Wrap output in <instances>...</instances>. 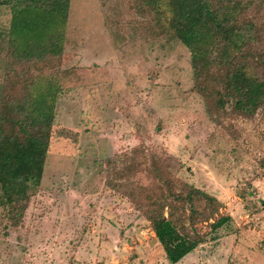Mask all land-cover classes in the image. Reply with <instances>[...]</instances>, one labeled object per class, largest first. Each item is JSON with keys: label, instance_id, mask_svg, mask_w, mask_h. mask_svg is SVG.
Here are the masks:
<instances>
[{"label": "rangeland", "instance_id": "obj_1", "mask_svg": "<svg viewBox=\"0 0 264 264\" xmlns=\"http://www.w3.org/2000/svg\"><path fill=\"white\" fill-rule=\"evenodd\" d=\"M142 1L68 0L50 26L23 10L16 32H59L55 55L31 60L10 54L11 11L0 6V100L45 86L55 95L39 184L20 215L0 207V264H168L137 208L165 192L156 174L174 192L187 184L220 203L175 214L178 230L203 239L190 264H264V106L214 110L191 90L186 48ZM135 148L159 166L139 172L133 157V176L124 156ZM218 215L230 220L211 232Z\"/></svg>", "mask_w": 264, "mask_h": 264}, {"label": "trees", "instance_id": "obj_2", "mask_svg": "<svg viewBox=\"0 0 264 264\" xmlns=\"http://www.w3.org/2000/svg\"><path fill=\"white\" fill-rule=\"evenodd\" d=\"M162 22V26L186 48L191 71V90L213 104L214 110L225 106L236 115L251 116L264 106V0H143ZM9 5L11 15L5 33L7 47L16 59L31 60L55 55L59 32L44 30L40 38L21 35L13 24L19 13L31 9L50 17L64 19L68 0H0ZM250 13L255 15L250 16ZM260 22H258V20ZM161 29V28H160ZM27 90L20 99L0 100V207L12 215L15 207L23 212L28 189L39 184L51 135L55 95L49 86L43 91ZM136 154V156H133ZM127 171L135 172L133 157L139 158V172L158 167L152 157L138 148L124 156ZM154 179L165 188L137 201V208L149 223L156 243L168 264H176L203 244L202 238L178 230L176 213L187 205L189 215H201L195 204L214 205L211 195L182 184L174 192L171 179L156 174ZM180 183L179 181L177 182ZM175 185V184H174ZM3 201V202H2ZM165 209V210H164ZM15 210V211H14ZM165 212V215H164ZM209 218L206 217V219ZM229 216L218 215L208 224L215 232L228 223Z\"/></svg>", "mask_w": 264, "mask_h": 264}, {"label": "crops", "instance_id": "obj_3", "mask_svg": "<svg viewBox=\"0 0 264 264\" xmlns=\"http://www.w3.org/2000/svg\"><path fill=\"white\" fill-rule=\"evenodd\" d=\"M190 254L186 255L185 257H183L179 262H177L176 264H190V261H189V257Z\"/></svg>", "mask_w": 264, "mask_h": 264}]
</instances>
